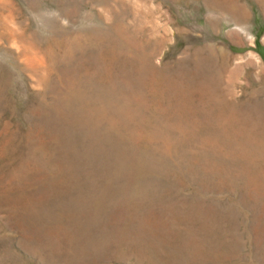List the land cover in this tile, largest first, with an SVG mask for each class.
<instances>
[{
  "label": "rangeland",
  "instance_id": "1",
  "mask_svg": "<svg viewBox=\"0 0 264 264\" xmlns=\"http://www.w3.org/2000/svg\"><path fill=\"white\" fill-rule=\"evenodd\" d=\"M0 264H264V0H0Z\"/></svg>",
  "mask_w": 264,
  "mask_h": 264
}]
</instances>
